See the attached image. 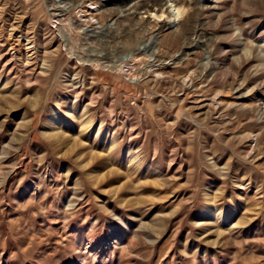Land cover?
Here are the masks:
<instances>
[{
    "label": "rangeland",
    "instance_id": "obj_1",
    "mask_svg": "<svg viewBox=\"0 0 264 264\" xmlns=\"http://www.w3.org/2000/svg\"><path fill=\"white\" fill-rule=\"evenodd\" d=\"M144 2L0 0V264H264V0Z\"/></svg>",
    "mask_w": 264,
    "mask_h": 264
},
{
    "label": "bare ground",
    "instance_id": "obj_2",
    "mask_svg": "<svg viewBox=\"0 0 264 264\" xmlns=\"http://www.w3.org/2000/svg\"><path fill=\"white\" fill-rule=\"evenodd\" d=\"M149 1V0H148ZM145 2H146V0H145ZM145 2H144V4L141 6V7H143V6H147V4H145ZM84 3V2H83ZM148 3V2H147ZM182 3V2H181ZM153 4V3H152ZM150 6V5H149ZM64 7V6H63ZM66 8V7H65ZM152 8V7H151ZM185 8V7H184ZM145 10V9H144ZM151 10V9H150ZM161 11H164L166 14H167V17H172V18H179L182 14H183V12H184V10L182 9V6L181 5H179L177 2L175 3L174 2V4L173 5H170V6H168L167 8H163V9H160ZM198 10V9H197ZM80 11L81 12H83V9L81 8L80 9ZM198 11H200V10H198ZM85 13V12H84ZM162 13V12H161ZM109 25H110V23H108ZM112 25V24H111ZM199 27H200V24H199ZM83 29V28H82ZM201 31H203V30H201ZM156 37H154L153 38V40L155 39ZM200 38H201V36H200ZM192 40V39H191ZM155 41V40H154ZM155 45V44H154ZM184 45V44H183ZM186 45H188V43L186 44ZM186 45H184V46H186ZM188 47V46H187ZM181 50V49H180ZM180 61V60H179ZM263 69H264V67H263ZM190 77V76H189ZM187 78V77H186ZM214 105V104H213Z\"/></svg>",
    "mask_w": 264,
    "mask_h": 264
}]
</instances>
